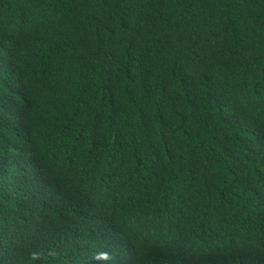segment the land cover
<instances>
[{"label":"trees","instance_id":"obj_1","mask_svg":"<svg viewBox=\"0 0 264 264\" xmlns=\"http://www.w3.org/2000/svg\"><path fill=\"white\" fill-rule=\"evenodd\" d=\"M0 264H264V0H0Z\"/></svg>","mask_w":264,"mask_h":264},{"label":"clouds","instance_id":"obj_2","mask_svg":"<svg viewBox=\"0 0 264 264\" xmlns=\"http://www.w3.org/2000/svg\"><path fill=\"white\" fill-rule=\"evenodd\" d=\"M100 256L103 257L104 259H110V254L107 252L100 253Z\"/></svg>","mask_w":264,"mask_h":264}]
</instances>
